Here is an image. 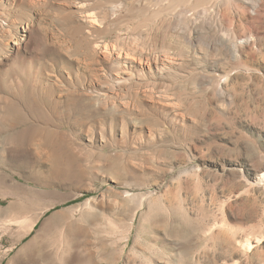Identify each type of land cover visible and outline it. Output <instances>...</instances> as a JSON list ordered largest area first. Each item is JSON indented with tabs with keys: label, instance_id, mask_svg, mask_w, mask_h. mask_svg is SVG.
<instances>
[{
	"label": "rangeland",
	"instance_id": "1",
	"mask_svg": "<svg viewBox=\"0 0 264 264\" xmlns=\"http://www.w3.org/2000/svg\"><path fill=\"white\" fill-rule=\"evenodd\" d=\"M10 1H0V44L4 11H21H13ZM152 1L154 8L164 4L165 9L169 0ZM209 1L203 8L204 5L196 6L194 0H182L177 8L161 11V16L148 22L141 21L142 16H134L127 26L117 30L119 39L116 33L100 34L105 42H119L118 50L124 54L118 67L106 64L102 68L99 80L92 81L88 75L84 78L88 91L100 93L105 100L100 102L101 107L105 104L102 114L93 112L82 118L77 113L73 120L63 108L62 97H57L61 99L58 110L66 113L57 109L50 114L43 109L29 113L30 121H49L54 128H61L63 140L59 135L38 131L33 133L32 142L20 148L18 156L0 164V194L5 184L18 179L25 185L18 200L9 198L3 206L8 207L15 199L28 203L38 199L42 203L51 198L61 202L43 214L35 229L20 242L14 243V234L4 238L0 264H20L25 253L23 246L58 210L65 211V217L74 216L75 225L83 228L77 237L64 234L66 228L49 229L43 237L45 251L27 264H66L65 259L72 253L92 255L100 264H264V17L259 16L262 6L252 8L253 0L239 4L235 3L238 0L230 4L224 0ZM25 2L21 1L16 8L23 7ZM52 3L49 8H33L32 28L21 27L20 31L30 42L29 47L20 50L14 46L11 58L0 64V80L12 71L26 79L28 70H23L25 64L18 61L22 60L21 54H39L43 47L47 49L45 45L35 46L41 36L54 46L65 38L67 31L52 15L61 13L66 18L69 9H78L82 2ZM184 7L186 10L179 15ZM205 17L210 26L202 29L201 34L194 33L190 21L200 25ZM162 18L171 24L170 33L161 34L162 38L153 42L147 33L156 30ZM232 36L240 41L248 38L251 43L238 44V55L221 43ZM125 40L161 57L167 53L173 59L166 60L170 69L155 71L154 77L144 79L149 74L132 65L136 50H124ZM59 65L63 73L64 66ZM46 66L42 69L36 63L31 76L43 78L58 71L52 70L49 63ZM124 79L130 80L127 83ZM2 86L0 95H11ZM147 89L165 98H145L142 91ZM109 102L116 105L114 111ZM0 103L5 106L3 101ZM1 107L0 135L8 136L27 127L23 121L11 128L7 123L12 114L6 112V106ZM41 138L48 142L59 140L57 146L66 158L61 174L52 170L50 161L35 163L36 173L22 162L26 154L35 153L34 142ZM73 146L79 150L75 162ZM78 168L83 170L80 176L75 175Z\"/></svg>",
	"mask_w": 264,
	"mask_h": 264
},
{
	"label": "bare ground",
	"instance_id": "2",
	"mask_svg": "<svg viewBox=\"0 0 264 264\" xmlns=\"http://www.w3.org/2000/svg\"><path fill=\"white\" fill-rule=\"evenodd\" d=\"M21 1H26L24 6L16 8V6H18V4L21 3ZM65 1H69V0H65ZM80 1L82 2V5L79 6L78 9H69V12H68V15L66 16V18H65V16L61 17L60 16L61 13L59 15L58 14L52 15L53 20L56 21L57 23H59V25L63 26L64 30L67 31L65 38L62 39V41L60 43L56 41L57 43H54L55 46L51 45L49 39L45 40L41 36V38L36 41L35 46L45 45L47 47V49L43 47L41 53H39V54L29 55V53H27L25 56H23L21 54L22 60L18 61V64H25L23 70L24 69L28 70V74L26 76V79H23V76L21 74H18L16 72L12 71L9 74H7L6 77H4L5 80H0V85L1 86L3 85L4 88H7L8 90L11 91V95H8V96L7 95H4V96L0 95V102L3 101L5 103L6 107L5 106L4 107L6 109V112H8V114H10V113L12 114V118L9 115V118H11V119L8 123L6 121V123L9 124V126L11 128L12 127L15 128L18 123H21L23 121H25L27 123V127L22 129V130H16L8 136L7 135L6 136L0 135V164L1 165L5 164L7 161H9L10 158H15L16 156H18L20 148L25 143H27L28 141L32 142V138L34 135L33 133H36L38 131L43 130V131H46L47 133H50V134L59 135L62 139V135H64V131L61 128H59L58 126H57L58 128H54L55 125H53L52 123H49V121L42 122L43 121L42 120V121L38 122L39 120H37V119L30 121V119H32V117H31L32 114L29 117V113L33 112L36 109H38L40 111H41V109H43L49 114L51 111L53 112L56 109L58 110V108H60V105H61L58 100H61V99L57 100V97L58 98L62 97V99H64L61 102L62 105H63V103H65L63 105V108L65 106L64 110L69 111V113L71 114V118L73 120L78 117L77 113H79L82 118L84 115H86V114L89 115L90 113H93V112L98 113L100 111V114H102L103 109L105 108V106H104L105 104L102 105V107L104 106V108H102L100 105V102L101 103L105 102V100L100 97V93L99 94H93L90 91H88V89L86 88L88 83L86 80H84V78H87V75H88V78L92 81L99 80L100 79V72H101L102 68L106 64H110V65L118 67L117 63L121 61L120 57L124 56V54L122 52H120V50H118V43L119 42L117 43V41H114L115 39L113 41L109 40V42H105V41L101 40L100 34L108 31L109 33H116L115 35L118 37V35H120V34L118 33L117 30L120 29L121 27L125 26V25L127 26L128 21L130 19H132L134 16L135 17L136 16H142L141 21L145 22L147 20H151L152 18L158 17V15H159V13H161V11L165 12L166 9H168L167 10V12H168L169 9L177 8L182 0H169L165 5V9L163 7L164 4L160 5L161 7L154 8L153 5H155V4L151 5V0H147V1L146 0H144V1L143 0H138V1L134 0V1H128V2H127V0L126 1L125 0H80ZM156 1H158V0H156ZM188 1H190V0H188ZM224 1L229 3V4L233 2L232 0H224ZM240 1H242V3L246 2V1L250 2L249 0H238L235 3L239 4ZM10 2L13 3V5H12L13 11H18V10H21V11L19 13H15V12L12 13L11 11H7V10L4 11V12H6L5 13L6 17L4 16L6 19L4 18L5 21H3L1 19L2 20L1 27L3 29V38H2V44H0V45H2L0 47V52H1L0 53V64H2L6 59L11 58V52L13 51L12 49L14 48V46L18 47L20 50L23 46L29 47L30 42H28L24 36H21L20 31H21V27L25 28L27 30L32 28V25L30 24V20H31L30 16H31L32 11H34L33 8H35V7L37 8V6L43 7V8H47V7L49 8L53 5L52 0H11ZM153 2H154V0L152 1V3ZM160 2H161V0H160ZM209 2H210L209 0H194V3L196 6H199V5L203 6L204 5L203 8L204 7L206 8L205 5H207ZM194 3L192 5H194ZM250 5H252V8L255 6L256 7L262 6L261 7L262 11H261V9H259L260 10L259 16L264 17V0H253L250 2ZM157 6H158V4H157ZM246 6L247 5H245V7ZM182 10H186L185 7L183 9L179 10V13L178 12L177 13L179 15L183 14ZM238 10L241 11L240 6H239ZM64 11L65 10H63V12ZM218 11H217V13H218ZM161 15H162V13H161ZM161 15H159V16H161ZM173 16H174V14H173ZM1 17H2V15H1ZM205 18H207V17H205ZM208 21L210 22V20H208V18H207V19L203 20L202 24L197 25V23H196V25H195L194 21L191 20L190 23L192 24L191 26H193V32L194 33L200 32V34H201V32L203 33V31H201V30L206 29L207 27L210 26V25L208 26V24H209ZM3 22H4V24L6 23L5 26H4ZM100 22H101V24H100ZM98 24H99V26H98ZM155 27L157 28L156 30L155 29H152L151 31L148 30L149 32L147 33L148 34L147 38H151V40L154 39L153 42H157L155 40L157 38L161 37L160 36L161 34H164L167 36L170 33L169 31L171 28V24L167 22V19L162 18L156 24ZM215 29H216V27H215ZM204 33H206V32H204ZM233 37L234 36H232V38L230 37V39H227L225 37L228 40L226 42H224L226 39L224 40L222 38L224 41L221 43L224 46V48H229V49H227L228 51L229 50H235V53L238 54V50H237L238 44L250 45V43H251V40H249L248 38L245 39L244 41L243 40L240 41L239 39H235L236 37L235 38H233ZM118 39H119V37H118ZM124 39H121V40H124ZM160 40L161 39H159L158 41H160ZM215 42H217V41H215ZM147 43H149V42H147ZM162 43H163V41H162ZM159 44H160V42H159ZM164 44H166V43H164ZM122 45H123V49L126 50L127 52L130 50L131 51L136 50L135 52L132 51L134 54L132 53L133 59L130 62H133L132 65L139 66L142 71H147V73L149 75L144 77V79H151L152 77H154V73L156 75L157 71L164 70L167 68L170 69V67H171V65L166 62L167 59H168L167 61L170 60V57L169 56L167 57V53H166V57H165V55H164V57L163 56L161 57V56H159V54L157 55L153 50L147 51V50L142 49V48H137L136 45L130 43L129 41L127 42L126 40L123 41ZM185 45H187V44H185ZM224 48H222V49L224 50ZM171 60H173V59H171ZM134 62L135 63L137 62V65ZM36 63H37V65H41L42 69L46 68L47 67L46 64L49 63V66L51 67L52 70L55 71V68H57L58 71L56 72V74H53V75L51 74L47 77L38 78L36 75H34L36 78H33V76H31V74H32V71L34 73L33 69H34V66ZM59 64H63V66H64L63 73H62V70H60ZM10 67H13V66L10 65ZM50 72L52 73V71H50ZM82 77H83V79H82ZM124 80H126L125 82H127V81L129 82L130 79L129 80L124 79ZM125 82H122V83H125ZM23 83H26V86H23ZM132 85H134V83ZM129 89L131 90L132 88H129ZM134 91H136V90H134ZM142 94L145 96V98H149L150 100H151V98H153V99L165 98V97H163V98L160 97V95H159V97H157V95L154 94V92L152 90H148V89L142 91ZM55 100H57V101H55ZM109 103H112V102H109ZM0 105H1V103H0ZM4 107L2 106L1 108H4ZM108 108H110V107H108ZM116 108H117L116 105L114 106V104H113L110 109L115 110ZM110 109H109V111H111ZM64 110H62V111L58 110V111L62 113ZM58 111H56V112H58ZM56 112L54 113V115L57 114ZM33 113H35V112H33ZM59 115H61V116H59ZM59 115H57V116H59V118L62 117V114H59ZM68 115L69 114H67L66 116H68ZM2 119H3V117H2ZM103 119L105 120L106 118H104V116H103ZM4 121H5V119H4ZM89 122H91V121L89 120ZM89 129H91V128L89 127ZM148 131L150 134L151 130H148ZM46 142H48V141H46L42 138L37 139L36 143L34 142V144L37 145V148L34 149L35 153H33V155L28 154V156L26 154V158L24 161L22 160V162H24V163L26 162L25 164H27L28 167L33 169V173H34L35 172L34 170L37 166L35 163H39L40 161H43V162L44 161L45 162L50 161L51 162L50 164L52 166V170L55 171L57 174H61L64 171L63 162L65 161L66 158H65V154H64L63 150L58 148V146H57V143H59V140H57V142L54 140H51L50 142H48V144L51 146H49L47 144H46L47 145L46 146L45 145ZM72 152L75 155V156L72 155V158H74V162H75L76 161V155L79 154V150H78V148H76V146H73ZM72 152L70 154H73ZM20 154H21V152H20ZM17 159H18V157H17ZM73 164L77 165L76 163H73ZM79 165L81 166V164H79ZM75 169H77V167ZM78 169H80V168H78ZM82 171L83 170L80 169V171H77L75 173V175H79V176L82 175V173H83ZM27 178H28V176H27ZM261 180H264V173L261 176ZM18 181H19V179L17 181H15L14 183L12 182L13 184H11V183L5 184V187H4L5 190L0 194V249L3 247L4 238L6 236H10L11 234H14V236H13L14 237V240H13L14 243L20 242L25 235L31 233L35 229L38 221L41 219L43 214H45L49 209H51L52 207L56 206L58 203L61 202V201H58L56 199L54 200V199L48 198V199H45V201L42 203L37 202V201H39L38 199H36L35 202L28 203L26 201H23V202H25V203H23L21 201L16 202L15 201L16 199H15L9 203L8 207L5 208L3 206V202L5 200H8L9 198H12V199L16 198L18 193L20 192V190L25 188V185L20 184ZM27 188H29V187H27ZM39 191H40V189H39ZM41 191H43V190H41ZM43 193H44V191H43ZM24 194H26V193H24ZM40 195H42V194H40ZM35 198H36V196H35ZM17 200H18V197H17ZM36 202H37V204H35ZM8 209H11L10 212L8 211ZM63 212H65V211H62V210L56 211L52 216L47 218L42 223V226L37 230V234L33 238H31L25 244V246H23L25 249V253H23L24 255L19 260V262H21L20 264H23V263L27 264L29 261L33 260L32 258H35L36 256H38V254L44 250V248H45L44 243H45L46 239H44L43 237L46 234V232L49 231V229H51V228H66V229H64V234L69 233L70 234L69 236L72 235V237H73V235L75 236L76 234L78 235V233H80L79 231L83 227L75 225L76 223L73 220L74 216H71L72 218L71 217H65L62 215ZM58 216H61V217H58ZM88 217L85 216L86 219ZM74 219H75V217H74ZM71 228H75V230L74 229L71 230ZM130 228H132L131 225H130ZM51 232H49L47 234H50ZM77 235H76V237H77ZM64 237H65V235H64ZM76 237H74V238H76ZM0 253H1V251H0ZM34 261H36V260L34 259ZM65 263L66 264H100L99 261H95V257H93L92 255H84V257H83L81 255L73 254V253L70 254L65 259Z\"/></svg>",
	"mask_w": 264,
	"mask_h": 264
}]
</instances>
